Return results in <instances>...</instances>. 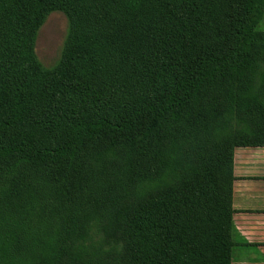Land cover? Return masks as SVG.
Here are the masks:
<instances>
[{
    "label": "trees",
    "instance_id": "16d2710c",
    "mask_svg": "<svg viewBox=\"0 0 264 264\" xmlns=\"http://www.w3.org/2000/svg\"><path fill=\"white\" fill-rule=\"evenodd\" d=\"M263 21L264 0H0V264H233Z\"/></svg>",
    "mask_w": 264,
    "mask_h": 264
},
{
    "label": "crops",
    "instance_id": "0c3cea01",
    "mask_svg": "<svg viewBox=\"0 0 264 264\" xmlns=\"http://www.w3.org/2000/svg\"><path fill=\"white\" fill-rule=\"evenodd\" d=\"M234 165L233 264H264V148H240Z\"/></svg>",
    "mask_w": 264,
    "mask_h": 264
},
{
    "label": "rangeland",
    "instance_id": "374dc122",
    "mask_svg": "<svg viewBox=\"0 0 264 264\" xmlns=\"http://www.w3.org/2000/svg\"><path fill=\"white\" fill-rule=\"evenodd\" d=\"M68 29V20L61 12L52 13L39 31L36 53L46 67L53 66L59 59ZM260 30L264 31V21Z\"/></svg>",
    "mask_w": 264,
    "mask_h": 264
}]
</instances>
